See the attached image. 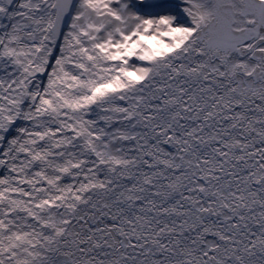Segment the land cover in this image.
<instances>
[{"label":"snow or ice","instance_id":"obj_1","mask_svg":"<svg viewBox=\"0 0 264 264\" xmlns=\"http://www.w3.org/2000/svg\"><path fill=\"white\" fill-rule=\"evenodd\" d=\"M0 264H264V0H0Z\"/></svg>","mask_w":264,"mask_h":264}]
</instances>
